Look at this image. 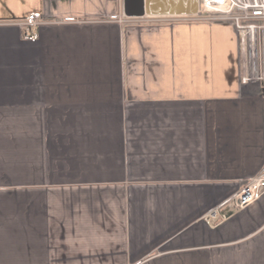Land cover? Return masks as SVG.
<instances>
[{
	"label": "crops",
	"instance_id": "0c3cea01",
	"mask_svg": "<svg viewBox=\"0 0 264 264\" xmlns=\"http://www.w3.org/2000/svg\"><path fill=\"white\" fill-rule=\"evenodd\" d=\"M212 14L0 0V264H264V194L228 201L264 95Z\"/></svg>",
	"mask_w": 264,
	"mask_h": 264
},
{
	"label": "built area",
	"instance_id": "2783aa9c",
	"mask_svg": "<svg viewBox=\"0 0 264 264\" xmlns=\"http://www.w3.org/2000/svg\"><path fill=\"white\" fill-rule=\"evenodd\" d=\"M213 12L210 20L233 24L240 47L239 81L243 85L257 84L264 95V0H202ZM39 15H32L30 23L38 24ZM264 194V166L228 201L237 209L255 202ZM227 202V201H226ZM214 209V213H217ZM214 213L212 215H214ZM212 215L207 220L211 223Z\"/></svg>",
	"mask_w": 264,
	"mask_h": 264
},
{
	"label": "water",
	"instance_id": "95a60500",
	"mask_svg": "<svg viewBox=\"0 0 264 264\" xmlns=\"http://www.w3.org/2000/svg\"><path fill=\"white\" fill-rule=\"evenodd\" d=\"M124 13L129 17L166 14H194L199 0H123Z\"/></svg>",
	"mask_w": 264,
	"mask_h": 264
},
{
	"label": "rangeland",
	"instance_id": "374dc122",
	"mask_svg": "<svg viewBox=\"0 0 264 264\" xmlns=\"http://www.w3.org/2000/svg\"><path fill=\"white\" fill-rule=\"evenodd\" d=\"M101 1L107 3V5H110L113 9H117V12L123 10V0H101Z\"/></svg>",
	"mask_w": 264,
	"mask_h": 264
}]
</instances>
